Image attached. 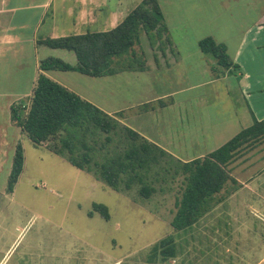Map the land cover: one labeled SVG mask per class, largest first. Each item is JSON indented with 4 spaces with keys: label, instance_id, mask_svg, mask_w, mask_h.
Wrapping results in <instances>:
<instances>
[{
    "label": "rangeland",
    "instance_id": "374dc122",
    "mask_svg": "<svg viewBox=\"0 0 264 264\" xmlns=\"http://www.w3.org/2000/svg\"><path fill=\"white\" fill-rule=\"evenodd\" d=\"M135 1L127 7L141 0ZM161 1L165 8L166 0ZM146 45L142 35L140 46ZM135 50L139 53V46ZM204 56L212 73L204 63L192 62L150 73L122 72L110 79L61 71L54 77L99 106L132 107L125 115L133 126L140 99L189 89L221 70L211 56ZM108 85L114 92L106 91ZM178 139L171 147L182 157L209 149L191 134ZM24 146L23 170L13 193L0 192V264H264V142L245 146L230 166L237 190L182 231L170 225L184 187L173 169L153 167L143 179L152 189L146 198L141 184L114 191L49 152L46 143L35 149L26 140ZM93 203L108 208V221L98 213L88 215ZM167 236L175 240V258H154L151 247Z\"/></svg>",
    "mask_w": 264,
    "mask_h": 264
},
{
    "label": "crops",
    "instance_id": "0c3cea01",
    "mask_svg": "<svg viewBox=\"0 0 264 264\" xmlns=\"http://www.w3.org/2000/svg\"><path fill=\"white\" fill-rule=\"evenodd\" d=\"M157 1L169 42L160 47L147 41L145 47L140 46L145 69L133 72L150 73L169 70L171 65L180 63L189 66L192 62H202L207 72L212 73L208 59L198 46L206 37L225 46L232 67L220 68L213 77L207 76L189 89L140 99L135 103L138 111L133 117V126L129 123L132 119L129 121L125 115L132 107H102L89 102L109 115L122 113L124 125L173 158L188 162L202 158L254 121L264 119V0H195L190 4L188 0H166L165 8L161 0ZM134 2L0 0V192L6 190L16 145L21 144L25 158L24 145L26 140L29 141L12 122L11 108L16 103L25 105L38 75L43 73L81 97L54 77L58 71L39 70L40 60L47 57L75 65L74 53L49 48L40 41L87 31H108L141 1L127 7ZM48 15L50 21L47 24ZM122 72L127 71L102 78L110 79ZM199 87L208 88L203 93L191 92ZM106 91L111 93L114 89L108 85ZM178 95L179 99L173 98ZM149 122L154 127H147ZM189 134L209 149L184 157L178 155L171 147L172 142L179 144L178 136L183 139Z\"/></svg>",
    "mask_w": 264,
    "mask_h": 264
},
{
    "label": "trees",
    "instance_id": "16d2710c",
    "mask_svg": "<svg viewBox=\"0 0 264 264\" xmlns=\"http://www.w3.org/2000/svg\"><path fill=\"white\" fill-rule=\"evenodd\" d=\"M144 35L152 46L169 42L167 28L157 0H141L115 27L104 32H90L58 38H48L41 44L74 53L76 64L47 57L39 62V70L77 72L89 77H104L119 71H143L145 58L140 51ZM139 46V53L135 47ZM198 46L211 56L215 64L232 67L226 48L206 37ZM123 115H109L93 103L40 73L24 107L14 104L11 120L35 146L46 143L54 155L64 158L79 170L93 175L114 191L141 184L140 193L149 197L152 189L144 184L153 167L171 171L183 178V190L175 202L170 222L176 231L193 227L215 206L237 190L238 181L231 175V165L245 146L264 142V119L232 137L202 158L181 162L157 145L149 142L121 122ZM168 157V158H165ZM176 164H169L168 160ZM23 149L16 145L6 193L11 194L23 170ZM157 173V172H156ZM110 219L108 208L93 203L89 212ZM151 255L161 260L175 258L173 236H167L151 247ZM153 259V258H152Z\"/></svg>",
    "mask_w": 264,
    "mask_h": 264
},
{
    "label": "built area",
    "instance_id": "2783aa9c",
    "mask_svg": "<svg viewBox=\"0 0 264 264\" xmlns=\"http://www.w3.org/2000/svg\"><path fill=\"white\" fill-rule=\"evenodd\" d=\"M16 105H20V103H16ZM22 107H24V105L21 104ZM43 144V143H42ZM44 187V186H43Z\"/></svg>",
    "mask_w": 264,
    "mask_h": 264
}]
</instances>
